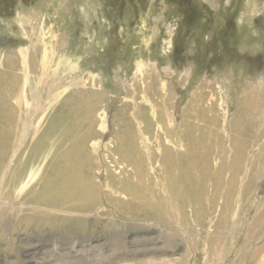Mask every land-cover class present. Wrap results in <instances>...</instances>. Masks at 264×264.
I'll list each match as a JSON object with an SVG mask.
<instances>
[{
    "label": "rangeland",
    "instance_id": "obj_1",
    "mask_svg": "<svg viewBox=\"0 0 264 264\" xmlns=\"http://www.w3.org/2000/svg\"><path fill=\"white\" fill-rule=\"evenodd\" d=\"M74 111L82 123L56 156L80 138L94 137L87 150L102 190L100 205L84 213L20 202L26 194L36 197L47 177L48 155L62 135L49 125L72 123L67 117ZM1 123H8L7 150L14 158H26L42 136L51 135L13 198L0 189V264H28L26 252L35 248L48 251L45 264H81L70 254L74 243L98 246L93 251L112 264L133 263L127 241L159 237L161 223L122 215L106 198L107 191L126 198L108 187V173L124 178L131 170L114 151L115 140L136 136L145 154H157L154 161L146 156L145 165L148 182L159 187L168 182L164 146L184 153L185 143L169 138L189 134L214 140L215 174L233 155L244 158L230 209L225 187L215 191L211 175L203 201L189 198L187 222L174 225L180 251L173 256L169 244L160 243L159 258L177 259L167 264L185 258L186 264H264V220L255 225L264 217V0H0ZM191 170L199 186V173ZM20 207L39 215L16 220ZM50 218L70 229L86 224L90 239H73L72 233L69 243L62 230L45 225ZM107 222L112 229L103 227Z\"/></svg>",
    "mask_w": 264,
    "mask_h": 264
},
{
    "label": "bare ground",
    "instance_id": "obj_2",
    "mask_svg": "<svg viewBox=\"0 0 264 264\" xmlns=\"http://www.w3.org/2000/svg\"><path fill=\"white\" fill-rule=\"evenodd\" d=\"M67 119H72V123L70 122V124L64 120L60 122L56 120V122L58 121L57 123L49 125L51 133L59 129L62 135L60 139L58 138L59 141L54 153L48 155V161L46 162L44 172L47 173V177L43 181V185L40 187L39 194L36 197L30 199L29 195L26 194L21 198L20 202L27 204L43 202L50 205L56 204L57 206L84 213L91 212L95 208H98L102 196L101 188L97 187L93 181L95 164L92 160L91 153L87 150L88 140L94 137L91 138L90 135H87L82 139L80 138V140L73 144L71 143L72 145L67 151L56 156L61 147L66 142L70 141L72 135L77 131L79 123H82L76 118L75 111L73 114H70ZM59 120L61 119L59 118ZM241 122L243 121L241 120ZM6 125H3V123L0 125V189L4 188L5 197L7 199H12L17 190H19L31 176L30 173L33 172L32 168L42 160V155L44 154L42 152L46 146L47 138H49L51 133L49 132L42 136L38 143H36L31 154L26 158L24 157L25 159L20 155L14 158L7 150V129L4 127ZM172 137L173 138H169L170 140L168 139L170 143L180 145V143L184 142L186 150L184 153L179 150L175 151L168 145H165L167 143H164L165 146L162 152L161 162L165 174H167L168 182L159 187L152 182H148L147 178L150 174L145 165V160H147L145 159L146 156L150 157L148 160L154 161L158 157L157 154L151 151H147L148 153L145 154V152L139 148L140 141L136 136L128 139L116 138L115 140L114 151L121 155L120 160L127 162V164L131 166V170L124 178H117L115 175L108 173V187L120 195H125L126 198L116 197L114 199L111 196V191L105 193L106 198L122 215H131L147 222L161 223L160 232L158 233L159 237L154 238L151 236L152 234H145V236L138 240L127 241V254L134 257V262L131 264H155L156 260L162 264H167V262L171 260H177L168 259V261H163V259L159 258V254L164 250V248L159 245L160 243L169 244L168 248H170V253L173 256L180 251L182 244L179 242V238L176 237V234L173 233V230L179 229V226L174 225L187 222L185 206L189 198L195 196L198 203L203 201L205 191L204 183L207 182L211 175L214 176L213 178L216 182L215 191H220L223 187L226 189V196L228 199V202H226V209L229 210L231 206L229 201L234 195L235 183L244 156L242 154L233 155V157L224 162L215 174V172H213V167L215 165L213 166L212 160L215 156L216 146L213 139L202 135L197 137L193 134L184 137ZM150 140L148 143H150ZM157 140L159 141L160 139ZM163 142L165 141L160 140L159 143L163 144ZM242 150H244L243 145L242 147L240 144L236 145V151L242 152ZM117 162L118 160H114L116 164L114 165L116 167ZM192 167L199 173V186L195 184L197 181H194L196 177L191 170ZM120 173H124L123 168H121ZM223 173L228 177L225 178ZM30 192L31 191H29V193ZM4 214L5 211L1 210L0 220L3 218ZM38 215L39 212L35 209L20 207L15 213V218L19 221L28 222L34 219V217L37 218ZM263 220L264 217L262 216L256 220L255 225L261 224ZM97 221L98 222L94 223V225H100V219ZM45 222L47 223L45 225L49 228L53 227L58 228V231L62 230L63 237L66 241H69V239L70 241L72 240V233L73 239H77L79 235L83 236L85 239H90L92 233L89 226L84 223L80 224L78 228L76 224V227L70 229L71 227L68 222L57 223L53 218L45 220ZM180 226L182 225L180 224ZM103 227L106 230H110L113 228V223L107 222L103 224ZM155 233L156 232H154V234ZM160 235L162 237H160ZM111 237L115 245L118 246L119 237L114 234H112ZM69 243H72V241ZM72 246L70 254L73 255L72 257L76 259L78 263L93 264L94 262V264H112V261H115L102 255V251H93L98 248V246L93 247L84 244L79 246L76 243ZM26 255L28 264H45L50 257L48 256V251L42 248H35L31 251H27ZM115 259L119 261V258L115 257ZM186 260L187 258L181 259L180 264H186Z\"/></svg>",
    "mask_w": 264,
    "mask_h": 264
}]
</instances>
